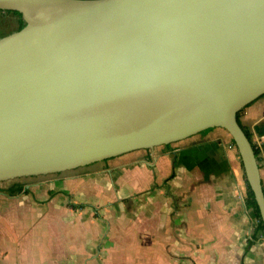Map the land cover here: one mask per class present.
<instances>
[{"label":"water","instance_id":"95a60500","mask_svg":"<svg viewBox=\"0 0 264 264\" xmlns=\"http://www.w3.org/2000/svg\"><path fill=\"white\" fill-rule=\"evenodd\" d=\"M0 182L222 128L264 223L237 113L264 95V0H0Z\"/></svg>","mask_w":264,"mask_h":264},{"label":"crops","instance_id":"0c3cea01","mask_svg":"<svg viewBox=\"0 0 264 264\" xmlns=\"http://www.w3.org/2000/svg\"><path fill=\"white\" fill-rule=\"evenodd\" d=\"M240 122L264 189V95ZM222 131L0 182V264H264Z\"/></svg>","mask_w":264,"mask_h":264},{"label":"rangeland","instance_id":"374dc122","mask_svg":"<svg viewBox=\"0 0 264 264\" xmlns=\"http://www.w3.org/2000/svg\"><path fill=\"white\" fill-rule=\"evenodd\" d=\"M19 21H20L19 17L16 16L14 13H8L5 11H0V35L1 34L6 35V34H9L13 31H16L18 28V25H19ZM222 130H223L222 132L224 134H227L226 140H228V143H229L228 147L232 150L231 152H234V154H235V156H234L235 161L234 162L236 163V165H237L236 167L238 168L239 174L242 177L241 188H240V190H238L237 196L239 197L241 202L245 203L246 194H247L246 189L247 188H246V184L244 182L243 176H245V174H244L243 166L241 165V159L239 157L237 148H233V146L230 144L231 136L229 135V133L227 131H225L224 129H222ZM218 140H219L218 142H220L218 144L219 147H222L223 143H225V139L224 138H218ZM224 146H225V144H224ZM230 146H232V147H230ZM201 148L207 149L208 147H207V145H204ZM222 150H223V148H222ZM227 150H228V148H227ZM227 156L228 155H225L226 159L229 158V156L228 157ZM44 176H46V175H44ZM4 182H6V181H4ZM1 184H8V182L1 183ZM247 211H248L249 215H251L253 217V214H251L252 211H250L249 209Z\"/></svg>","mask_w":264,"mask_h":264},{"label":"trees","instance_id":"16d2710c","mask_svg":"<svg viewBox=\"0 0 264 264\" xmlns=\"http://www.w3.org/2000/svg\"><path fill=\"white\" fill-rule=\"evenodd\" d=\"M8 13H14L16 16L19 17L20 21H19V25H18V28L17 30H20L21 28H23L25 26V21L22 19L21 15L18 13V12H12V11H7ZM4 36L3 34L0 35V38ZM247 107V106H246ZM245 107V108H246ZM245 108H243L242 110H240L238 113H237V117H238V120H239V123L240 125L243 127L245 133L247 134V136L250 138V140L252 141V136L251 134L249 133V131L241 124L240 122V117L242 115V113L244 112ZM211 129H207L205 131H203L204 133H207L209 132ZM253 143V142H252ZM230 144L233 146V148H236V145L233 141V139L231 138L230 139ZM253 147H254V150H255V153H256V157H257V160H258V155H259V150L258 148L256 147L255 144H253ZM241 165L243 166L242 162H241ZM245 183H246V188H247V195H246V205L247 207L252 211V214L254 216V218L257 220V227L255 229V232H254V235H258V234H263L264 235V223L261 219V216H260V212H259V209H258V206H257V203L255 201V198H254V195H253V192L245 178ZM73 207H80V206H73Z\"/></svg>","mask_w":264,"mask_h":264},{"label":"built area","instance_id":"2783aa9c","mask_svg":"<svg viewBox=\"0 0 264 264\" xmlns=\"http://www.w3.org/2000/svg\"><path fill=\"white\" fill-rule=\"evenodd\" d=\"M230 147H232V146H230Z\"/></svg>","mask_w":264,"mask_h":264}]
</instances>
